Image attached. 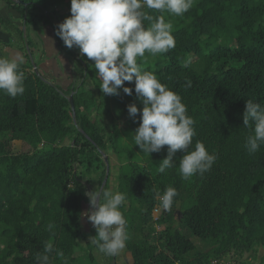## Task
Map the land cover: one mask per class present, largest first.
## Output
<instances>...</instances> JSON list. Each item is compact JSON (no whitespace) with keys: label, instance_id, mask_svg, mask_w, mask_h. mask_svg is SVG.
Here are the masks:
<instances>
[{"label":"trees","instance_id":"1","mask_svg":"<svg viewBox=\"0 0 264 264\" xmlns=\"http://www.w3.org/2000/svg\"><path fill=\"white\" fill-rule=\"evenodd\" d=\"M4 1L19 13L22 25L38 30L45 24L56 32L71 15V0ZM145 11L153 17L161 15ZM164 16L173 25L175 47L156 56L146 52V60L138 58V64L181 97L194 121L195 136L188 151L200 141L217 159L209 171L191 180L179 172L183 152H177L174 166L165 173L130 164L118 191L127 198L121 211L132 264H212L231 254L255 252L258 246L264 248V144L249 154L245 145L252 129L244 126L243 115L247 100L264 106V0H194L183 15ZM11 21L4 24L16 29ZM144 23L150 26L149 21ZM17 38L24 41L21 30ZM66 49L81 66L79 81L66 90L48 83L33 64L20 62L25 74L23 95L12 98L0 91V264H36L45 242L63 251L68 264L76 263V250L84 249L88 238L97 234L95 228L89 233L83 227V204L89 201L84 182L103 186L107 174L103 153H117L120 136L126 133L129 138L139 127L140 113L134 122L127 112L131 103L143 107L134 83L123 85L133 89L132 96L124 94L123 87L119 95L106 96L94 61L76 56L78 48ZM0 56L9 58L2 48ZM112 108L118 109L117 115ZM15 141L22 142V151L15 152ZM167 147L156 154L166 158ZM109 177L110 173L106 190H110ZM168 186L178 195L172 208L164 210L154 189L163 194ZM137 203L143 213L137 224H131L127 215ZM158 207L161 214L156 221ZM49 222L55 225V235L46 230ZM183 229L206 243L209 251L199 252ZM101 257L109 259L103 253ZM111 257L119 264L115 255ZM53 264L63 261L57 258Z\"/></svg>","mask_w":264,"mask_h":264},{"label":"clouds","instance_id":"2","mask_svg":"<svg viewBox=\"0 0 264 264\" xmlns=\"http://www.w3.org/2000/svg\"><path fill=\"white\" fill-rule=\"evenodd\" d=\"M193 4L194 0H71V15L58 24L55 32L68 49L78 48L82 56L94 61L102 80L100 90L106 96L119 95L124 82L134 83L136 99L143 106L141 110L136 103L127 105L129 118L134 122L140 113L139 127L134 134L135 145L149 156L168 146L166 158L158 165L159 173L172 168L177 152H183L179 162L183 179L197 174L202 176L212 168L217 156L210 154L200 141L196 142L194 150L188 151L195 136L193 119L187 114L181 97L162 84L153 72L142 70L138 58L146 60V52L156 56L174 48L173 25L166 22L164 13L181 16ZM145 9L158 11L161 15L153 17ZM145 21H149L150 26H145ZM19 65L18 57L0 56V91L12 98L25 91V74ZM123 92L127 96L133 95V89L129 87H123ZM243 124L252 129L245 147L249 154H255L264 144V106L247 100ZM154 192L164 210L172 208L178 195L172 186H168L163 194L155 189ZM86 196L90 211L82 216L97 233L90 241L99 252L114 256L126 247L128 239L127 221L121 211L126 194L101 186ZM54 228L51 222L46 225V230L53 235ZM57 258L68 264L63 251L51 242H45L35 261L36 264H53Z\"/></svg>","mask_w":264,"mask_h":264},{"label":"rangeland","instance_id":"3","mask_svg":"<svg viewBox=\"0 0 264 264\" xmlns=\"http://www.w3.org/2000/svg\"><path fill=\"white\" fill-rule=\"evenodd\" d=\"M11 9V8H10ZM59 11H62L61 8H58ZM12 11V10H11ZM14 13H10L9 19L12 20V25H15V27H17L16 29H12L11 27H6L7 25L4 24L3 29L7 30L10 33H14V36H18V32L19 30H21L23 32V37H24V41L25 44L28 43V41L30 42L29 45L27 46H23V42H22V49H24V52H29L28 50H30L31 52H33V54L31 55V58L26 57V60H24V63L28 64L29 66H32L33 64V70L36 71V66L34 67V64H38L40 63V61L38 60V58L36 57L37 54L40 57L41 60V56L43 55V41L41 39H37L35 38L34 34L36 36H40L42 39L43 37L41 35H45L46 31L41 29H36L33 28L34 26L31 24H28L27 26L22 25V21L20 17L19 13L17 11H12ZM51 25L53 23H50ZM42 27H44V25H42ZM52 33V31H51ZM54 33V37H55V31H53ZM51 41H50V46L54 45V48L58 49V44H57V40L55 41V39L53 37H50ZM44 40V39H43ZM45 46V44H44ZM53 48V47H52ZM76 49V48H75ZM59 50V49H58ZM62 51V54L60 53ZM61 51L59 52L60 58H56L55 61L60 60V62H63L64 64L68 62V60L62 58L63 56L67 59H70L71 61H73L74 66H75V71L77 72V75L74 77H72V79L70 80V72L66 73L63 72V70H60L62 67L61 64L55 63L56 65V69L60 70L61 76H59L60 78L62 76L63 80H59L57 81L55 78V76H53L52 73H50L51 69H48L47 74L44 72H41L43 78L48 82V83H56L62 87H64V89L66 90V88H68L67 85H65L64 83H73L75 81H79V73L81 70V66L76 62L75 56H73V53H70L67 49L66 46L64 45L61 48ZM29 54V53H28ZM75 54L76 56L80 54L79 49L75 50ZM63 55V56H61ZM57 56V55H56ZM36 57V58H35ZM10 58V57H9ZM31 60V63L29 62ZM67 61V62H66ZM39 69V66L37 68ZM57 72V71H56ZM58 77V78H59ZM65 79V80H64ZM88 87L91 88L92 85L89 83ZM117 111H114V108H112V113L114 115H117ZM127 118H125V120H122L119 122L120 126L123 127L125 125V121ZM111 121L109 116H106V123H109ZM134 132H130V136L128 138V134L123 133L120 136L121 141L118 142L116 144V151L115 152H110L108 154V158H110L109 161V165H110V177H109V185H110V190L113 192L118 191V186L120 183V178L123 175H126L130 172V164L133 165H138V166H147V167H151L152 170H154L155 172H159L158 171V165L159 163L163 160L162 157H160L159 155H157L156 153H151L150 156L146 153L141 152L140 148L138 146L135 145L134 142ZM128 139V140H127ZM14 150L15 152H19L22 151V142L21 141H15L13 144ZM155 174V173H154ZM95 177V173L93 174L92 178L94 179ZM192 177H190L189 180H191ZM85 185L88 187V192H92L95 191V189L97 188V184L95 183V185L93 183H91L90 185L87 182H84ZM87 192V193H88ZM131 204L128 203L127 204V209L128 210L130 208ZM137 206V207H136ZM136 209L133 210L132 212L129 211L128 215H127V219L128 222L131 224H137L141 218V214L143 213V208L142 206L137 203L136 204ZM159 209L158 211H154V218L157 221L159 219L160 216V212H161V208H157ZM90 211V203L89 201L83 204V213ZM82 223H83V227L87 232H93V225L85 218L82 216ZM157 230H161L162 226H157L156 227ZM183 233L186 234L187 236H189V238L198 246V251L199 252H208L210 247L208 245H206V243L201 242L200 239H198L197 237L192 236L191 234L187 233V230L183 229ZM129 239V237H128ZM127 239V241H128ZM126 241V243H127ZM89 245H94L91 243L90 238H88V240L86 241V243L83 244V248L84 249H77L75 252V257H77L78 261L74 264H114V258H112L111 256H109V259H104L101 257V252L98 251V249L95 247L90 248ZM255 252L252 253H247L244 254L242 256H240L239 254H231L228 256H225L221 259V261H214L212 264H261L262 259L264 258V248L262 247H256ZM95 255L94 258L91 259L90 254ZM198 254V252L195 253H191L189 254L187 257L191 256V255H196ZM117 258V261L119 264H124V263H128V264H132L133 263V258H132V254L131 252H129L127 250V248L125 247L123 250H121L119 253H117L115 255ZM192 256V258H193ZM79 257V258H78ZM190 259V258H189ZM107 261V262H106Z\"/></svg>","mask_w":264,"mask_h":264},{"label":"crops","instance_id":"4","mask_svg":"<svg viewBox=\"0 0 264 264\" xmlns=\"http://www.w3.org/2000/svg\"><path fill=\"white\" fill-rule=\"evenodd\" d=\"M11 10L15 11L12 8L10 9V7L7 5V3L4 0H0V48L3 49L4 53L8 57H10V58L18 57L20 62H24V60H26V57L31 58V55L33 54V52H31L30 50H28L29 54L22 50V47L23 46H27L28 44L23 43V46H22V42H19L18 38H16V36H14V33H13V35H12V33L9 34V32L7 30L3 29L4 23L7 20H10L8 15L10 13H14ZM17 17H20V16H17ZM43 25H44V27H41V28L46 31V34L45 35H41V36L43 37L44 40L40 36H36L34 34L35 38L41 39L43 41V45L42 46L44 48H43V55L41 56V60H40V57L38 56V54L36 56L38 58V60L40 61V63L34 64V67L36 66L35 67L36 70H37V68L39 66L40 70H37V71H38V73L41 76H42L41 72H44V73L47 74L48 69H53V68L56 69L55 65L48 64V62L46 61V57H49V58H52L53 60H56V58H60V56H58V55H59V52L61 51V48H59V47H58V49H59L58 50L57 48H54V45L50 46V41H51L50 37H53L55 39V41L57 40V37H56V34H55V37H54V33H53V30H52L51 26L45 25V24H43ZM51 31H52V33H51ZM56 42L58 43V40ZM44 44H45V46H44ZM60 53L62 54V51ZM61 56H63V55H61ZM62 58L68 60V62L66 61L67 63H65V65L68 68V70H70V72L73 73V71H74V63H73V61H71L70 59L65 58L64 56ZM56 62L57 63L59 62L58 64H61L62 67H60V68L62 69L63 68L62 63L60 61H56ZM60 70L56 69V71L58 73L60 72ZM62 77H64V76H62ZM64 84L69 86L72 83H64ZM62 88H64V87H62Z\"/></svg>","mask_w":264,"mask_h":264},{"label":"flooded vegetation","instance_id":"5","mask_svg":"<svg viewBox=\"0 0 264 264\" xmlns=\"http://www.w3.org/2000/svg\"><path fill=\"white\" fill-rule=\"evenodd\" d=\"M58 40V39H57ZM58 46H59V48H62V46H61V44L59 43V41H58ZM46 61L48 62V64H50V65H55V63H57L55 60H53L52 58H49V57H46ZM58 61H60V60H58ZM62 63V65H63V68L61 69V70H63V72H70V70H68V68L66 67V65L65 64H63V62H61ZM56 66V65H55ZM53 68V67H52ZM50 73H52L53 74V76H55V79L57 80V81H59V80H63V77H59V76H61V74H59L58 72H56V69H51L50 70ZM70 74H71V76H70V80L72 79V77H74V75L76 76V73H75V71H73V73L72 72H70ZM59 77V78H58Z\"/></svg>","mask_w":264,"mask_h":264},{"label":"water","instance_id":"6","mask_svg":"<svg viewBox=\"0 0 264 264\" xmlns=\"http://www.w3.org/2000/svg\"><path fill=\"white\" fill-rule=\"evenodd\" d=\"M14 1H17L19 3H22L20 0H14ZM69 100H70V103H71V106H72V110H73V113H74L73 114L74 115V119L76 120V111H75V103H74V93H71V95L69 97ZM103 156H104V160H105L106 165H107V174H106V178L104 180L103 186H102V187H105V185L108 182V176H109V173H110V165H109V158H108V156L106 154H104V153H103Z\"/></svg>","mask_w":264,"mask_h":264},{"label":"built area","instance_id":"7","mask_svg":"<svg viewBox=\"0 0 264 264\" xmlns=\"http://www.w3.org/2000/svg\"><path fill=\"white\" fill-rule=\"evenodd\" d=\"M159 209H156V211H158Z\"/></svg>","mask_w":264,"mask_h":264}]
</instances>
